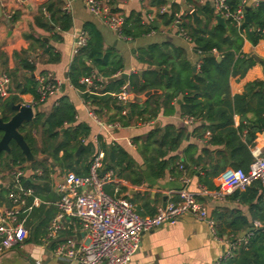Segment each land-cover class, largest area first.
I'll list each match as a JSON object with an SVG mask.
<instances>
[{
	"label": "trees",
	"instance_id": "1",
	"mask_svg": "<svg viewBox=\"0 0 264 264\" xmlns=\"http://www.w3.org/2000/svg\"><path fill=\"white\" fill-rule=\"evenodd\" d=\"M185 1L201 16L194 22L191 13L183 12L180 24L190 38L193 51L199 56L197 70H193L182 47L169 42L152 43L136 49V59L147 63L149 67L140 73H131L128 80H124L121 75L118 76L124 70L121 54L114 47H104L99 29L94 23L86 22L83 27L87 35L86 44L74 54L67 77L82 92L83 100L94 106L98 116L105 113L108 115V122H117L121 127L155 121L160 113L170 115L174 112V104L180 99L181 115L192 116L194 122H197L191 133L197 139H204V133L210 131L209 138L199 145H187L185 157L180 161L178 155L170 152L180 147L187 133L186 128L172 124H166L162 128L153 126L140 148L144 161L157 177L164 174L166 169L172 173L178 168L177 163L180 161L189 173H197L199 180L207 188L215 189L211 180L227 167L248 169L254 160L251 149L255 144L256 134L264 131V79L247 82L239 94L231 95L229 87L231 76H243L258 62L252 55L243 54L241 47L244 40L256 44L264 39V1H259L254 7L243 5L244 14L249 15L251 22L244 19L239 27L231 19L225 20V25L218 24L217 14L209 2ZM226 2L232 12L241 4V0ZM61 5V0L46 2L42 6L44 10H40L47 13L49 19L45 23H39L36 18V22L46 28L52 23L61 30H68L71 27V17L61 9ZM163 6L166 9L161 12ZM144 8L152 20L144 21L141 15L131 12L125 17L122 36L134 39L161 26H169L180 10L177 3L167 7L166 0H144ZM45 52L54 55L51 48H46ZM218 55L220 59H217ZM14 56L20 57V54L16 52ZM20 62L21 68L33 70V65L26 58L20 59ZM93 72L104 80H95L91 86L93 92L88 93L85 92L86 85L80 79ZM25 81L23 84L14 83V92L31 93L37 98V82L30 77L25 78ZM126 83L128 90L137 95L154 89L159 92L151 94L143 102L122 104L113 94ZM18 100L15 94L3 101L0 99L4 119H8L11 114L8 103ZM123 108H127L126 114H122ZM235 115L239 116L238 125L234 124ZM36 130L40 132L39 140L34 133ZM19 132L33 155L41 152L47 156L39 162L43 166V172L38 179H45L48 174V158L76 175L88 173L89 162L80 164V161L94 151L91 142L84 144L89 128L86 124L76 123L75 108L66 96L60 97L47 114L37 112L32 121L19 127ZM135 140L138 142L139 138ZM80 145L84 147L75 157V151ZM9 146V154H0L1 172L12 171L15 166L26 163L18 145L11 141ZM101 147L104 151L103 171L112 170L117 177L132 184L141 183L139 167L135 166L122 147L117 144H102ZM198 147L200 153L193 157ZM30 164L35 165V162ZM25 183L30 184L31 180L26 179ZM229 196L240 204L247 205L251 222L259 220L262 227L253 229L247 244L237 248L232 257L222 260L220 264H264V186L259 180H255L245 190H235ZM212 216L217 221L218 236L224 235L226 227L237 231L250 224L240 209L236 208L224 209L223 212L213 211Z\"/></svg>",
	"mask_w": 264,
	"mask_h": 264
},
{
	"label": "crops",
	"instance_id": "2",
	"mask_svg": "<svg viewBox=\"0 0 264 264\" xmlns=\"http://www.w3.org/2000/svg\"><path fill=\"white\" fill-rule=\"evenodd\" d=\"M48 1L0 0V76L6 75L9 79L7 87L10 95L8 97L15 94L19 99L16 102L11 101L9 103L30 105L35 115L37 112L47 114L60 97L66 96L75 108L76 123L86 124L89 128V134L84 144L91 142L94 147V151L87 154L85 159H81L80 164L85 161L90 162L92 156L98 152H102L104 158L102 144L107 146L117 144L128 153L135 166L139 167L141 171L140 184H132L114 174L115 179L105 185L106 191L110 194H115L114 190L117 189L116 195L130 201L139 215L154 214L159 206H162L168 200H176L178 192L185 189L195 195L196 200L206 207L209 216L213 219V211L223 212L224 209L236 208L240 209L242 214L250 221L249 226L241 230L231 231L229 227H226L224 235L219 237L227 238L230 234L243 236L249 232L252 233L253 229L258 228L254 227L253 224L256 221L261 223V221L255 220L251 222L247 205H242L237 200L231 199L229 194L218 198L211 193L203 192V188H206L208 192L216 190L221 176L233 168L227 167L214 177L211 181L215 189H210L199 180L197 173H189L186 168L185 173L179 168H176L172 173L169 169H166L164 174L157 177L147 167L140 148L147 133L153 126L162 128L166 124H172L186 128L187 133L180 147L176 151L170 152V154L178 155L180 161L185 157L184 150L187 145L203 143L191 133L193 126L197 122L185 124L182 120L180 99L174 104V112L172 114L163 115L160 113L155 121L127 127L119 125L108 126L109 123L117 124V122H108V115L105 113L98 116L102 124L96 122L89 114L90 109L94 110V106L83 100L82 92L74 87L67 77L70 63L77 52L75 46L76 37L79 32L83 31L86 22L94 23L99 29L103 37L104 47H114L121 54L124 70L118 73V76L123 72L127 73L128 77L124 80H128L131 73H140L149 67L147 63L136 59V49L152 43L169 42L182 47L186 51L188 60L197 70L199 56L193 51L190 41L179 35L172 25L161 26L157 30H152L150 33L134 39L119 37L100 17L91 14L81 0H61V9L71 17V27L68 30H61L52 23L46 28L39 23L47 22L49 15L44 11L41 12L40 8L44 10L42 6ZM102 1L107 3L112 12L121 13L125 17L131 12H136L142 16V20L147 21L148 14H146L144 8V0ZM212 1L201 0L202 3L209 2L210 4H212ZM259 1L264 0H245V5L254 7ZM172 3L179 5L180 10L177 14H182L186 11L189 13L193 9L192 5L185 0H168L167 7ZM36 18H38L39 23L36 22ZM157 33L162 35L159 40L153 38ZM42 43L45 45L43 46ZM46 48H51L54 55L45 52ZM16 52L20 54V57L14 56ZM241 52L252 55L258 59V62L249 68L243 76L234 75L229 78L231 95L242 93L247 82L264 79V39L259 40L256 44L244 40ZM214 53L217 54L216 52ZM25 58L33 65L32 71L21 68L20 59ZM217 59H220L219 55ZM150 67L152 68V66ZM164 72H167V70ZM48 73L54 81L58 82L59 86L58 90L44 101L36 102L37 98L31 93L14 92V83L23 84L26 82L25 78L29 77L34 78L36 81L39 75ZM92 74L99 75L96 72ZM81 80L82 78L80 82ZM154 90L149 91H151V94L159 92L156 90L153 93ZM131 93L132 96L129 103L143 102L151 95L145 96V93L138 95ZM8 97L2 98V101ZM1 109L3 108L0 107V116H2ZM10 113L12 114L11 109ZM238 123L239 116L235 115L234 124L238 125ZM34 133L39 140V130ZM136 138H139L138 142L135 140ZM254 143L251 152L255 157L256 152L260 154L264 152V131L256 134ZM199 153L200 149L198 147L193 153V157H196ZM61 154L62 152L59 153V155ZM46 157L45 154L38 152L33 155L30 161L25 158L26 163L21 164L23 175L20 177V183L22 186L30 187L34 190V196L27 198L26 204L22 207L19 215L28 230V236L21 245L1 253L0 264H66L65 260L54 255L56 246L66 239H73L77 242L81 238L80 226L72 217H64L60 220L61 228L55 238H46L48 227L57 213L58 191L56 190V184L63 180L67 172H73L60 167L48 158V174L45 179H38V176L43 172V166L39 162ZM31 162H35V165H31ZM102 169H105L104 160ZM184 174L189 178L186 184L181 180ZM26 179L31 180V183H25ZM14 182L11 171H0V212L12 205L10 194L16 191L13 187ZM34 200L37 202L36 205ZM215 224H217L216 220ZM226 248L225 242L210 235L208 225L204 220H198L186 215L178 218L174 224L163 225L143 233L140 247L132 257V264H212Z\"/></svg>",
	"mask_w": 264,
	"mask_h": 264
},
{
	"label": "built area",
	"instance_id": "3",
	"mask_svg": "<svg viewBox=\"0 0 264 264\" xmlns=\"http://www.w3.org/2000/svg\"><path fill=\"white\" fill-rule=\"evenodd\" d=\"M38 1L44 2L45 0ZM81 1L84 2L91 14L100 17L119 37H124L121 34L125 20L123 14L112 12L102 0ZM199 1L201 2V0ZM244 4L245 0H241L240 6L232 12L229 10L226 0L212 1L216 14L223 17L224 21L231 19L237 27L241 25L245 17ZM165 9L163 6L160 11L163 12ZM192 11L194 10H190L189 13ZM147 20H152L149 14ZM180 24L181 14H177L171 25L179 35L190 41ZM86 39L87 35L84 31L78 33L75 43L76 51L86 44ZM95 80L100 82L104 78L95 74L82 78L81 82L86 85L85 92H93L91 86L94 85ZM36 82L38 95L36 102L44 101L58 90V82L54 81L49 73L39 75ZM8 83L9 79L6 75L0 76V99L10 95ZM114 96L118 102L126 104L129 103L132 93L128 90L127 84H124ZM126 113L127 108H123L122 114ZM89 114L96 122L102 124L93 109H90ZM182 120L185 124L194 122V118L189 115L183 116ZM114 125H118V123L108 124V126ZM209 136L210 131H206L204 139H200V141L207 140ZM102 167L103 153L98 152L92 156L86 175L67 172L63 180L56 184L58 191L57 213L48 227L46 238L53 239L57 236L61 228L60 220L64 217L74 218L81 231L79 241L66 239L59 243L54 250V255L65 260L66 264H132V257L140 247L143 233L163 225L174 224L178 218L186 215L204 220L208 225L210 235L226 243V250L212 264H220L222 260L232 257L237 248L247 244L250 232L243 236L230 234L227 238L219 237L216 232L215 220L209 216L206 207L196 200L193 193L185 189L178 192L176 200H168L164 205L159 206L154 214L139 215L130 201L116 195L117 189L114 190L115 194L106 191L105 185L115 178L112 170L103 171ZM178 168L185 173L182 163L178 164ZM11 175L14 177L13 187L16 191L10 194L12 205L0 212V254L21 245L27 238L28 230L19 215L27 198L34 196L32 188L24 187L20 183V177L23 175L21 165L15 166ZM181 180L186 184L189 178L184 174ZM255 180H259L264 186V155L259 152L255 153L254 160L247 170L230 169L221 176L216 190L208 192L206 188H203V192L221 198L235 190H245ZM34 204H37L36 200H34ZM253 226L262 227V223L256 221Z\"/></svg>",
	"mask_w": 264,
	"mask_h": 264
},
{
	"label": "water",
	"instance_id": "4",
	"mask_svg": "<svg viewBox=\"0 0 264 264\" xmlns=\"http://www.w3.org/2000/svg\"><path fill=\"white\" fill-rule=\"evenodd\" d=\"M191 15L194 22L199 18L195 11H192ZM244 19L247 22H251L248 14H245ZM216 21L218 24L225 25L223 17L218 14L216 15ZM193 70H196L195 66H193ZM121 77L127 79L128 74L123 72L121 73ZM155 92L156 90L153 91V93ZM150 94L151 91H148L145 93V96H148ZM9 107L12 110V114H10L8 119H4L2 116H0V154L2 152L9 154V143L11 141H14L20 148L21 152L24 154L26 160L30 161L33 158V155L28 144L24 140L23 135L19 132V127L26 122L32 121L35 118V113L33 112V108L30 105L21 103H9ZM82 148V145L77 148L75 156L79 154ZM164 204L165 203H163V205Z\"/></svg>",
	"mask_w": 264,
	"mask_h": 264
},
{
	"label": "rangeland",
	"instance_id": "5",
	"mask_svg": "<svg viewBox=\"0 0 264 264\" xmlns=\"http://www.w3.org/2000/svg\"><path fill=\"white\" fill-rule=\"evenodd\" d=\"M166 1H168V0H166ZM155 40L156 39H161L162 38V35H160L159 33H157L156 35H154V37H153ZM122 43H125V42H122Z\"/></svg>",
	"mask_w": 264,
	"mask_h": 264
}]
</instances>
